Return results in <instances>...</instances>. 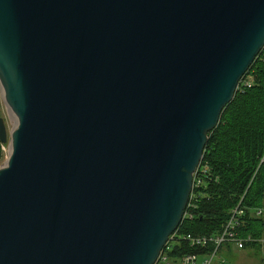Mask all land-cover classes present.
Instances as JSON below:
<instances>
[{"label":"water","instance_id":"1","mask_svg":"<svg viewBox=\"0 0 264 264\" xmlns=\"http://www.w3.org/2000/svg\"><path fill=\"white\" fill-rule=\"evenodd\" d=\"M264 49V0H0V264H156Z\"/></svg>","mask_w":264,"mask_h":264},{"label":"trees","instance_id":"2","mask_svg":"<svg viewBox=\"0 0 264 264\" xmlns=\"http://www.w3.org/2000/svg\"><path fill=\"white\" fill-rule=\"evenodd\" d=\"M196 184L190 216L170 243L172 259L197 253L183 237L219 235L238 207L244 210L240 235L263 237L264 219L256 210L264 207V50L209 133Z\"/></svg>","mask_w":264,"mask_h":264},{"label":"built area","instance_id":"3","mask_svg":"<svg viewBox=\"0 0 264 264\" xmlns=\"http://www.w3.org/2000/svg\"><path fill=\"white\" fill-rule=\"evenodd\" d=\"M0 149L4 160L3 166H5L9 161L12 153L11 144L9 143V145H7L0 143ZM199 169L195 174L193 191L190 196V200L186 208L184 218L186 217V215L190 216V212H187V210L188 208L190 209L192 207V200L194 199V188L197 187L196 176L198 174ZM243 215L244 210L241 207H238L233 210L231 218L226 222L222 232L217 236H184L183 240L188 243L191 247L196 248L198 252L185 254L182 257L176 259H172L169 256V252L171 250L170 243L176 236V234H174L171 237L170 241L167 243L165 249L161 252L156 264H214L215 258L219 255V253L224 247H227L229 249L230 247L235 246L238 249L243 250L245 248H248L247 246L249 245H251V247H256L259 244L261 246H264V243L262 244V238H255L252 235L242 237L240 235L239 231L241 228V218L243 217ZM263 215V207L256 210L257 217H262Z\"/></svg>","mask_w":264,"mask_h":264},{"label":"rangeland","instance_id":"4","mask_svg":"<svg viewBox=\"0 0 264 264\" xmlns=\"http://www.w3.org/2000/svg\"><path fill=\"white\" fill-rule=\"evenodd\" d=\"M0 118H3L5 121L8 137H9L10 133L17 127L15 125L16 124L15 120H17V118L7 106L1 86H0ZM6 144L9 145V140ZM0 155H1V159H0V168H1L4 165V160L1 152ZM262 217L264 219V215ZM263 243H264V235L262 237V244ZM214 264H264V246H261L259 244L256 247H249L243 250H240L235 246H232L229 249L227 247H224L219 253V255L215 258Z\"/></svg>","mask_w":264,"mask_h":264},{"label":"bare ground","instance_id":"5","mask_svg":"<svg viewBox=\"0 0 264 264\" xmlns=\"http://www.w3.org/2000/svg\"><path fill=\"white\" fill-rule=\"evenodd\" d=\"M15 121H16V122H15V123H16L15 125L17 126V125H18V122H17V120H15ZM16 126H15V127H16ZM16 128H17V127H16ZM16 128H15V129H16Z\"/></svg>","mask_w":264,"mask_h":264}]
</instances>
